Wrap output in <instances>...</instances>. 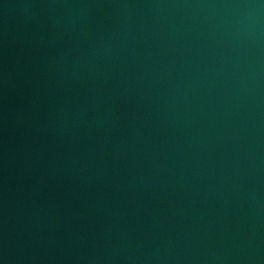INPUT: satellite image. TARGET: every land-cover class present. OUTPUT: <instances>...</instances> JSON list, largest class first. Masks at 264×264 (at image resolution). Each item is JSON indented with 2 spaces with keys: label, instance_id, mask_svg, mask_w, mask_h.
Returning <instances> with one entry per match:
<instances>
[{
  "label": "water",
  "instance_id": "obj_1",
  "mask_svg": "<svg viewBox=\"0 0 264 264\" xmlns=\"http://www.w3.org/2000/svg\"><path fill=\"white\" fill-rule=\"evenodd\" d=\"M0 264H264V0H0Z\"/></svg>",
  "mask_w": 264,
  "mask_h": 264
}]
</instances>
